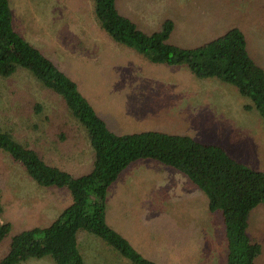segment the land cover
Returning a JSON list of instances; mask_svg holds the SVG:
<instances>
[{"label": "rangeland", "instance_id": "obj_1", "mask_svg": "<svg viewBox=\"0 0 264 264\" xmlns=\"http://www.w3.org/2000/svg\"><path fill=\"white\" fill-rule=\"evenodd\" d=\"M9 3L15 30L77 84L111 132L188 136L220 146L237 162L264 172V123L233 86L198 79L185 65L151 64L113 43L95 20L93 0ZM116 6L144 33L171 19L179 29L168 43L182 48L200 46L236 27L245 35L248 54L264 70V0H116ZM0 131L73 177L92 169L86 129L60 96L24 68L0 76ZM129 167L107 192L106 222L159 264H225L219 218L208 212L203 192L159 162L141 160ZM0 192V222L12 228L0 243V259L12 235L47 226L71 203L67 189L39 186L3 152ZM247 232L261 246L255 264H264V203L249 211ZM77 235L85 264H130L97 237L85 231ZM19 264L55 263L44 257Z\"/></svg>", "mask_w": 264, "mask_h": 264}, {"label": "trees", "instance_id": "obj_2", "mask_svg": "<svg viewBox=\"0 0 264 264\" xmlns=\"http://www.w3.org/2000/svg\"><path fill=\"white\" fill-rule=\"evenodd\" d=\"M12 14L9 0H0V76L8 78L18 67L24 68L60 96L73 118L86 129L94 160L90 172L73 177L47 165L34 150L0 131V152L21 163L39 186L67 189L71 197V203L47 227L12 235L0 264L44 257L55 264H85L77 246L79 231L97 237L130 264H159L143 256L106 222L109 188L132 163L141 160L156 161L183 174L203 192L208 212L219 218L226 242L225 264H255L261 246L247 232L248 214L256 204L264 203V172L237 162L220 146L188 136L159 131L111 132L77 84L15 30ZM93 14L113 43L147 62L185 65L198 79L215 78L233 86L250 101L246 108L256 110L264 123V70L248 54L245 35L238 28H230L200 46L182 48L168 43L176 26L171 19L163 20L156 31L144 33L117 9L116 0H93ZM2 211L0 192V216ZM11 230L10 222H0V243Z\"/></svg>", "mask_w": 264, "mask_h": 264}, {"label": "crops", "instance_id": "obj_3", "mask_svg": "<svg viewBox=\"0 0 264 264\" xmlns=\"http://www.w3.org/2000/svg\"><path fill=\"white\" fill-rule=\"evenodd\" d=\"M123 14H124V13H123ZM124 15H125V14H124ZM125 16H127V15H125ZM128 17H129V16H128ZM160 24H161V23H160ZM160 24H159V26H160ZM175 24H176V23H175ZM177 25H178V24H176L175 28L179 29V28L177 27ZM159 26H158V28H159ZM192 45H193V44H192ZM140 132H141V131H140ZM159 132H161V131H159ZM132 166H133V165H132ZM132 166H131V167H132ZM129 168H130V167H129ZM129 168H128V169H129ZM123 173H124V172H123ZM123 173H122V174H123ZM122 174H121V175H122ZM115 185H116V184H115ZM115 185H114V186H115ZM57 190H61V189H57ZM55 191H56V190H55ZM70 202H71V199H70L69 203H70ZM57 216H58V215H57ZM55 219H56V216L53 217V218L49 221V223L47 224V226L50 225ZM107 224H108V223H107ZM108 225H109V224H108ZM47 226H44V227H47ZM109 226H110V225H109ZM110 227H111V226H110ZM33 228H34V227H33ZM111 228H112V227H111ZM25 230H26V229H25ZM114 230H115V229H114ZM77 234H78V233H77ZM80 235L82 236V235H85V234H80ZM127 240H128V239H127ZM77 246H78V248H79V239H78V235H77ZM78 250H79V249H78ZM138 252H139V251H138ZM80 254H81V253H80ZM81 255H82V254H81ZM82 257H83V256H82Z\"/></svg>", "mask_w": 264, "mask_h": 264}]
</instances>
